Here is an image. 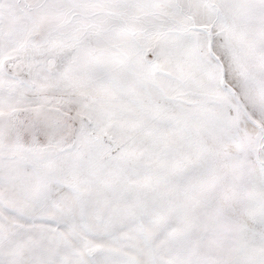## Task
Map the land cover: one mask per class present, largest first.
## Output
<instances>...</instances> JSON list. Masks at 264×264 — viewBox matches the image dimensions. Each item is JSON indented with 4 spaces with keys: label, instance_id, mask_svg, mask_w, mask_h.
I'll return each mask as SVG.
<instances>
[{
    "label": "snow or ice",
    "instance_id": "1",
    "mask_svg": "<svg viewBox=\"0 0 264 264\" xmlns=\"http://www.w3.org/2000/svg\"><path fill=\"white\" fill-rule=\"evenodd\" d=\"M0 264H264V0H0Z\"/></svg>",
    "mask_w": 264,
    "mask_h": 264
}]
</instances>
